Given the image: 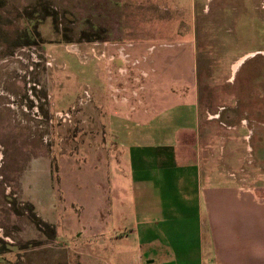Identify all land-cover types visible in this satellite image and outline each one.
<instances>
[{"label":"rangeland","instance_id":"rangeland-1","mask_svg":"<svg viewBox=\"0 0 264 264\" xmlns=\"http://www.w3.org/2000/svg\"><path fill=\"white\" fill-rule=\"evenodd\" d=\"M190 102L213 169L264 188V0H0V264H94L116 116Z\"/></svg>","mask_w":264,"mask_h":264},{"label":"crops","instance_id":"crops-1","mask_svg":"<svg viewBox=\"0 0 264 264\" xmlns=\"http://www.w3.org/2000/svg\"><path fill=\"white\" fill-rule=\"evenodd\" d=\"M173 117H150L137 137L111 123L118 157L94 264H264V188L247 184L245 169H213L212 128L191 102ZM108 217L119 226L106 237Z\"/></svg>","mask_w":264,"mask_h":264},{"label":"bare ground","instance_id":"bare-ground-1","mask_svg":"<svg viewBox=\"0 0 264 264\" xmlns=\"http://www.w3.org/2000/svg\"><path fill=\"white\" fill-rule=\"evenodd\" d=\"M236 67H237V66H236ZM236 67H235V68H236Z\"/></svg>","mask_w":264,"mask_h":264}]
</instances>
